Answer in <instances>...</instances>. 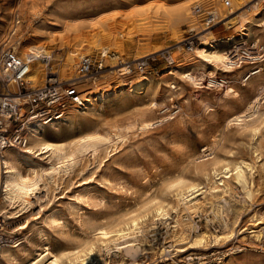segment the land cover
<instances>
[{
  "label": "rangeland",
  "instance_id": "374dc122",
  "mask_svg": "<svg viewBox=\"0 0 264 264\" xmlns=\"http://www.w3.org/2000/svg\"><path fill=\"white\" fill-rule=\"evenodd\" d=\"M229 1L230 6L227 7L223 0H215L214 4L207 0H0V47L3 42H7L21 56L28 52V45H43L52 49L49 69L57 73L58 77L61 74L57 71L56 59L64 55L68 48L76 50L71 71L73 79L81 54L98 55L102 52L101 44L92 48L88 45L94 32L108 25L116 34V42L105 40L102 43L108 45V52L114 51L117 56L113 59L109 55L105 56L102 69L77 79L75 85L82 96L83 92L117 91L94 103L93 108L85 113L76 112L78 117L75 119L70 118L66 123L59 121L63 124L58 125L57 133H52L54 129L48 125L44 126L46 139L67 143L86 132L112 133L114 130H111V125L123 127L132 121L137 108L142 103L148 104L150 94L155 95V99L151 100L157 103L149 116L154 120L149 129H125L123 141L117 140L116 145L107 147L108 155L104 156L101 150L98 163H92L88 154L83 155L68 176L58 184L49 177L40 181L36 197L32 196L31 204L17 212V218L8 217L12 207L2 199L0 189V235L5 243L0 252V264H7L4 254L29 252V242L41 241L37 234L39 229L45 232V239L52 250L68 248L71 246L68 241L70 236H78L80 233L76 219H99L123 208L131 209L134 204L141 203L144 192H155L178 176L191 177L194 158L199 154L198 147L202 143L210 145L214 155L231 163L243 160L250 164L251 168L245 169V176L252 196L247 197L245 190L230 178L226 182V191H222L219 179L215 178L219 190L209 193L211 179L206 184L207 180L201 178L199 182L205 192L197 196L202 203L198 210L192 214L180 212L178 216L172 212L173 217L167 219V223L145 220L142 231L144 239L143 242L135 240L140 251L134 257L127 255L124 250L110 251L107 255L101 251L100 256L110 264L121 261L123 264H264V95L258 89L261 84H256L259 81L240 84L243 74L253 64H232L235 70L228 73L207 64L194 68L191 63L181 66V69L170 67L173 73L168 77L161 76L168 66L186 64L187 58L198 59L192 50L182 45L190 29H194L198 36L194 46L205 38L217 40L220 43L218 50L226 51L227 55L248 48L256 53L261 52L259 47L264 44L263 25L248 29V36L241 43L228 46L220 41L228 36L239 35L241 25L237 13L250 14L248 7L264 6V0ZM180 3L188 4L187 14L197 19L193 27H190L184 13L176 15L174 8ZM195 4H199L204 11L216 9L218 21L204 28L201 23L203 15H195L192 11ZM231 7L234 12L228 13ZM135 12L146 17L142 24L134 20ZM13 19H18V23L11 35ZM120 41H124L123 50L117 43ZM77 43L79 46H75ZM154 50H158L156 55L163 51L170 53H165L162 58L156 57L144 71L157 78L152 83L149 96L140 99L126 97L125 88L121 86L136 80L140 71L120 74L123 70L119 69L134 64L140 59H135L138 54H148ZM260 60L257 65L262 66L264 71V55ZM239 68L243 70L237 75L235 73ZM46 70L44 66L42 82ZM182 71H192L194 76L200 77L199 87L183 80L180 77ZM62 77L59 79L64 80ZM218 79L219 86L212 82ZM227 85L235 88L239 95L225 94ZM34 86L28 79L25 87L29 89ZM8 88L16 91L13 84H9ZM254 97H258L255 107L258 113L261 112L259 119L247 126L226 124L232 114L240 111ZM174 104L177 109L172 114L170 110ZM252 126L258 128L254 135L251 132ZM211 150L201 152L202 157L209 156ZM46 160H40L45 167L49 166ZM77 193L84 195L83 202L75 199ZM71 205L74 211L77 209V213H74ZM216 206H219V216H214L212 212ZM49 210L58 212L60 223L57 229H51L46 222ZM223 217L226 226H223ZM256 217L260 223L258 227H252ZM174 218L192 224V227L184 228L187 237L184 243H176L172 239ZM22 223L26 224L22 231L28 233L29 242L24 241L20 247L10 246L23 236V233H19L21 229H18ZM251 227L261 230L260 238L252 235L249 231ZM202 231H215L219 234L229 232L230 237L228 241L215 243L207 240L206 245L198 248L188 247L187 240ZM164 243L170 244V251L164 255L169 257L166 260L156 254L152 255L151 250L153 246H163ZM180 248L185 249L179 251Z\"/></svg>",
  "mask_w": 264,
  "mask_h": 264
},
{
  "label": "bare ground",
  "instance_id": "6f19581e",
  "mask_svg": "<svg viewBox=\"0 0 264 264\" xmlns=\"http://www.w3.org/2000/svg\"><path fill=\"white\" fill-rule=\"evenodd\" d=\"M214 1L215 0H207L210 4H214ZM235 1L236 0H233V2ZM187 5L188 4L180 3L174 8V11H176V15L184 13V16H187L186 18L188 22H190V27H193L197 19L195 20L187 14ZM248 8L251 10L250 14H236L241 25L239 35L237 37L228 36L220 42L225 43L228 46L241 43L246 40L245 37L248 36V29L254 26L259 27L263 25L264 6H249ZM214 11L217 13L216 9H214ZM233 12L234 10L231 7L228 13ZM133 17H135L134 20L140 22L138 24H142L146 19V17L138 12H135ZM73 28H75V26H73ZM119 35L122 34L120 33ZM105 40L117 41L115 32L112 31L111 26L108 25L97 32H94L89 39L88 45L92 48L95 47L96 44H101L102 52H105L106 56L109 55V57L113 59L117 55L114 51H107L108 45L102 43ZM123 42L124 41L117 42L121 46V50L124 49L122 47ZM219 44L220 43H218L217 40H207L203 38L197 45L192 47L194 56L198 59L191 60L192 58H187L188 60L186 64L168 66L161 76L168 77V75H171L173 70L170 69V67L180 68L181 66L184 67L191 63L194 68H200L207 64L214 69L220 68L221 72H233L235 69L231 65L226 64L228 60L226 51L220 52L218 50ZM75 46H79V43ZM27 47L28 51L33 52L37 56L44 55L49 57V59L52 57V49H47L43 45H28ZM157 51L158 50L150 51L148 54L156 53ZM165 53L169 54L170 52L163 51L161 54L164 55ZM148 54L145 52L140 53L135 59L144 57ZM75 55L76 50L68 48L64 55L56 59L58 65L57 71L61 74L59 75L60 77L63 76L62 78L64 80H73L71 77V71L74 67ZM47 59L39 60L40 62L37 61L31 66L28 73V79L33 86L42 83V70L45 63L49 62V59ZM194 61L196 62L193 63ZM121 63L125 62L122 61ZM125 69H127V65L122 66L119 70L123 71L119 73H125ZM241 70H243V68L236 70L235 74L238 75ZM180 77L183 80L190 82L193 86L199 87L200 81H198V79L201 78L196 77V75L194 76L192 71H186V73L185 71H182ZM154 80H157V78L145 74V72H140V76L136 80H131L121 87L125 88L126 97L130 99H140L149 96ZM244 80L245 81H240L241 85H246L247 83L252 84L255 81H259L256 84H261L258 89H260L262 95H264V71L262 66L258 68L252 77L249 76ZM77 81L78 80H76V82ZM170 85L173 87L172 84ZM116 91L117 90L112 89L83 92L84 106L82 108L70 107L65 117L60 121L66 123L70 118L75 119L78 117V115H75L76 112L85 113L88 109L93 108L94 103L102 101L107 95ZM224 93L231 94L232 96L239 95L238 91L229 85L226 86ZM149 97L155 99V95L153 94H150ZM257 98L258 97H254V99H250L240 111L232 114L226 120V124L247 126L259 119L261 112L258 113L255 107ZM151 99L148 104L142 103L137 108L134 113V119L125 126L122 127L118 124H112L111 130H114L112 133L95 131L86 132L66 143L63 141L46 139L44 133V126L46 125H36L32 127L33 129L29 133V144L26 150L12 147L6 148L3 157L0 158V189L2 191V199L12 207L8 217L17 218L19 216L17 212L21 208L31 204V198L32 196L36 197L35 194L39 188L40 181H45V179L49 177L52 182L58 184L62 179H65V177L68 176L70 170L83 155L88 154V158L92 159V163L95 161L98 163L101 150L104 152V156L108 155L107 147H109V145H116L117 140L123 141L125 129L133 128L140 131L149 129L151 125L154 124V120L149 116H151L150 113L154 109L153 106L157 104L156 102H152L153 100ZM76 121H78V119ZM63 123L56 121L47 125L49 128L54 129L52 133H57L59 128L58 125ZM257 131L258 128L256 126L251 127L253 135L256 134ZM114 136L116 140L114 139ZM208 149L211 150V147L207 143L199 145V154L194 158L193 174L191 177L178 176L173 180L167 181L155 192L152 190L144 192L141 203L134 204L131 209L123 208L99 219L86 218L83 221H81V219H76L80 228V233L78 236H70L68 241L71 246L68 248L59 249L58 251L52 250L48 241L45 239L46 237L44 236L45 232L43 229L37 231L38 237L41 239L39 243L29 242L28 233L22 231V229H25L26 224H20L18 229H21L19 233H23V236L18 238L14 245L10 246L20 247L24 241H27L30 245V251L21 254L11 252L4 254L7 264H110V262L105 261L103 257L100 256L101 251H104L107 255L110 251L119 252L124 250L127 255L129 254V256L131 255V257H134L140 249L135 243V240L143 242L144 239L142 231L144 230L143 223L145 220H148L151 223H154L156 220L167 223V219L173 217L171 216L172 212L174 215L176 214L178 216L180 212L192 214L200 208L202 203L201 200L197 199V196L205 192L203 185L199 182V179L201 178L207 180L206 184L209 182V178L211 179V183L208 185L209 193L219 190L218 184L214 181L215 178L219 179V184L222 185V191H226V182L227 179L230 178L234 183L240 185L241 188L245 190V195L247 197H251L252 190L247 186V179L245 176V169H250V164L243 160L231 163L224 158H220L218 155H214L213 150L208 152L209 156L206 155V157H202L203 154H201V152ZM256 156L258 155L256 154ZM43 158L47 159L46 163H48L49 166H43L40 161ZM103 180L106 179L103 177ZM46 191H48V186L46 187ZM84 198V195L81 193H77L75 196V199L80 202H83ZM71 208L74 211L72 205ZM212 212L214 216H219V206L213 207ZM221 212L223 211L221 210ZM74 213H77V209ZM255 220L256 222L252 224V227H258V223H260L257 217ZM46 222L51 229H57L60 223L58 212L56 210H49L46 215ZM191 225L192 224L179 222L177 218H174L172 225L173 229L171 231L173 235L172 239L176 243L186 242L184 241L187 239L186 234L184 233V228L188 226L192 227ZM223 226H226L225 218L223 219ZM249 231L252 232V235L255 238H260V229L252 228ZM229 237V232L219 234L215 231L209 233L202 231L192 236L187 242L189 243L188 247L198 248L206 245L207 240L208 242L214 241L215 243H219L221 241H228ZM153 247L154 248L151 249L152 255L156 254L164 260L169 259L168 256H164L168 252H166L163 246ZM184 249L185 248H180L179 251H184ZM118 264H123V262L121 261ZM129 264H135V262H130Z\"/></svg>",
  "mask_w": 264,
  "mask_h": 264
},
{
  "label": "built area",
  "instance_id": "2783aa9c",
  "mask_svg": "<svg viewBox=\"0 0 264 264\" xmlns=\"http://www.w3.org/2000/svg\"><path fill=\"white\" fill-rule=\"evenodd\" d=\"M223 4L228 7L230 1L223 0ZM192 11L195 15H203L201 23L206 29L218 21V15L213 9L204 11L199 4H195ZM17 23L18 19H13L11 35L14 34ZM196 33L194 29H190L188 35L183 38L182 45L187 50H192L198 40ZM259 50L261 51L259 53L252 51L251 48L242 49L240 53L230 52L226 64L231 66L232 64L238 65L244 62L253 64L243 74V80L247 79L261 67L257 63L264 55V44L260 45ZM156 54L152 53L144 56L134 64L127 65L126 72L146 71L151 61L155 60L156 57L162 58L165 55ZM105 56V52H100L98 55L81 54L78 57L75 76L72 81L60 80L57 73L50 71L49 62H47L45 63L47 70L45 71L44 81L28 89L25 85L28 82L27 77L31 66L34 62L49 59V57L37 56L31 51L21 56L14 46L3 42L0 47V158L3 157L4 150L9 147L26 150L29 144V133L33 126L47 125L62 120L70 107L82 108L84 99L75 85L76 80L90 75L95 70L102 69ZM222 81L225 82V80ZM212 82H216L219 86V79L212 80ZM9 84H13L16 91H11L8 88ZM262 98L260 97V99ZM176 106V104L173 105L170 113L175 112ZM2 241L0 235V252L2 246L5 245ZM14 244L12 243V245ZM169 246L170 244L165 245L164 243L163 247L166 252L170 251Z\"/></svg>",
  "mask_w": 264,
  "mask_h": 264
}]
</instances>
